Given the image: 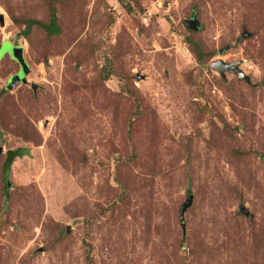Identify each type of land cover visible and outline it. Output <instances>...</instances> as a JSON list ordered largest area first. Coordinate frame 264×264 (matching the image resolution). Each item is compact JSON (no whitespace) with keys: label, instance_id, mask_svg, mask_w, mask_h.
I'll use <instances>...</instances> for the list:
<instances>
[{"label":"rangeland","instance_id":"obj_1","mask_svg":"<svg viewBox=\"0 0 264 264\" xmlns=\"http://www.w3.org/2000/svg\"><path fill=\"white\" fill-rule=\"evenodd\" d=\"M0 15V264H264V0H0ZM19 45L31 73L9 89Z\"/></svg>","mask_w":264,"mask_h":264},{"label":"water","instance_id":"obj_2","mask_svg":"<svg viewBox=\"0 0 264 264\" xmlns=\"http://www.w3.org/2000/svg\"><path fill=\"white\" fill-rule=\"evenodd\" d=\"M0 22L2 25H5V17L3 15H0ZM188 26L194 30H198L200 27V22L197 17H193V19L189 20L187 22ZM11 54L13 58L20 64L21 66V72L18 75H15L10 80L9 89H14L17 85L21 83H27L28 82V75L31 73V68L29 64L27 63L26 57H25V49L23 46H13ZM212 67L220 72L222 75H225L226 72H233L237 75H239L242 78H245L246 80H250L249 76L246 75V73L241 69V62L237 63H227L223 60L213 61ZM33 88L35 91H37L38 86L36 84L33 85ZM2 149H0V152ZM193 205V197H189L188 202H186L183 207L181 208V221L182 226L184 229H186V222H185V213L188 210L189 207Z\"/></svg>","mask_w":264,"mask_h":264},{"label":"trees","instance_id":"obj_3","mask_svg":"<svg viewBox=\"0 0 264 264\" xmlns=\"http://www.w3.org/2000/svg\"><path fill=\"white\" fill-rule=\"evenodd\" d=\"M35 24H42L41 22L39 21H34V20H31L28 22L26 28L24 29V31L22 32V34L24 36H28L29 33H30V30L31 28L35 25ZM50 33H53V34H57L60 32V27H59V24H58V21L56 19V17L53 18L52 22L50 24H46V25H43ZM202 56L199 55V60L202 61ZM29 153V150L28 149H24V148H20V149H17V150H10L9 153H8V157H7V160H6V163H5V174L6 176L8 177L10 175V172H11V167H12V164L14 163L15 159L17 157H22L26 154ZM190 187H189V192H190Z\"/></svg>","mask_w":264,"mask_h":264}]
</instances>
